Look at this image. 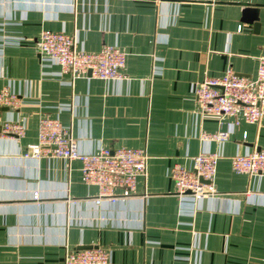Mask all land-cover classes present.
Instances as JSON below:
<instances>
[{
    "label": "crops",
    "instance_id": "0c3cea01",
    "mask_svg": "<svg viewBox=\"0 0 264 264\" xmlns=\"http://www.w3.org/2000/svg\"><path fill=\"white\" fill-rule=\"evenodd\" d=\"M44 29L87 52L116 46L122 77L60 74L40 58ZM263 57L264 0H0V90L19 98L0 106V125L22 126L0 139V264H62L66 250L96 245L109 250L107 264H264V174L231 165L264 150V115L235 124L194 94L227 69L254 76ZM43 115L70 126L82 152L143 149L134 191L94 204L97 186L82 180L79 160L24 157ZM218 132L227 137H205ZM204 152L219 155L215 193L179 196L172 165Z\"/></svg>",
    "mask_w": 264,
    "mask_h": 264
},
{
    "label": "built area",
    "instance_id": "2783aa9c",
    "mask_svg": "<svg viewBox=\"0 0 264 264\" xmlns=\"http://www.w3.org/2000/svg\"><path fill=\"white\" fill-rule=\"evenodd\" d=\"M40 58L59 67V73L71 78L88 74L99 79L118 80L122 77L124 53L114 45H104L98 51L87 52L75 46L73 36L64 32L44 29L36 41ZM202 110L220 116L234 117L245 122H258L264 115V57L260 58L255 75H236L227 69L219 77L205 78L194 88ZM16 94L0 90V106L16 107ZM22 133V126L5 121L0 125V139ZM206 138L224 139L227 134H207ZM51 154L64 159H77L84 182L97 186L94 204L103 201L115 204L120 197L116 190L126 194L134 191L136 180L145 174L147 155L143 149L100 146L92 152H82L71 133L70 126L58 118L43 115L37 124V142L28 144L24 157L37 158ZM219 155L204 152L191 156L189 167L175 163L171 167L175 192L179 196L203 198L215 193L211 184ZM232 169L237 173L264 174V150H250L231 157ZM125 194V195H126ZM35 194V198H36ZM109 250L103 246L77 247L66 250L62 264H107Z\"/></svg>",
    "mask_w": 264,
    "mask_h": 264
},
{
    "label": "water",
    "instance_id": "95a60500",
    "mask_svg": "<svg viewBox=\"0 0 264 264\" xmlns=\"http://www.w3.org/2000/svg\"><path fill=\"white\" fill-rule=\"evenodd\" d=\"M252 8H250L249 6H246L243 10V14L246 15L248 12H251ZM255 11V10H254ZM83 248H88L90 246H81Z\"/></svg>",
    "mask_w": 264,
    "mask_h": 264
}]
</instances>
